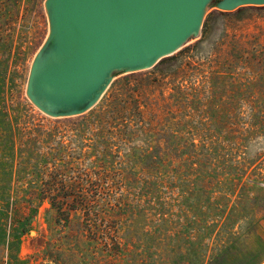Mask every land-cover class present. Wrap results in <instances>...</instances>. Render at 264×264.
I'll return each mask as SVG.
<instances>
[{
	"label": "rangeland",
	"instance_id": "obj_1",
	"mask_svg": "<svg viewBox=\"0 0 264 264\" xmlns=\"http://www.w3.org/2000/svg\"><path fill=\"white\" fill-rule=\"evenodd\" d=\"M44 1L0 0V264H264V5L213 0L176 52L51 117L25 93ZM63 180L97 184L95 215L34 198Z\"/></svg>",
	"mask_w": 264,
	"mask_h": 264
},
{
	"label": "water",
	"instance_id": "obj_2",
	"mask_svg": "<svg viewBox=\"0 0 264 264\" xmlns=\"http://www.w3.org/2000/svg\"><path fill=\"white\" fill-rule=\"evenodd\" d=\"M213 0H45L48 34L25 93L51 117L93 107L114 75L153 67L201 30ZM231 11L264 0H218Z\"/></svg>",
	"mask_w": 264,
	"mask_h": 264
},
{
	"label": "trees",
	"instance_id": "obj_3",
	"mask_svg": "<svg viewBox=\"0 0 264 264\" xmlns=\"http://www.w3.org/2000/svg\"><path fill=\"white\" fill-rule=\"evenodd\" d=\"M217 1L218 0H216V2ZM86 128L87 127L79 128L77 131L79 132L82 130L85 131ZM50 135L52 134H49V138L51 137ZM150 155L151 154H149L147 158H151ZM66 169L69 170L70 168L67 167ZM81 185H85L86 187L85 189H83V191L82 190L80 191ZM96 186L86 185L80 182H64V180L56 181L55 183L47 182L44 184L43 187H39V191L34 192V198H40L41 202L47 200V203L50 206L47 212L54 210V212L57 214V220L58 221L64 220L65 223L68 224L72 221L71 218L74 216H78L81 214L82 216L90 217L91 214L95 215V211H93L92 207H90V203L93 202L94 199L88 198L89 196H87L86 192L87 190L90 192L92 191L91 194L93 196L94 194L97 193ZM55 192L60 193L61 195L56 196L54 194ZM27 202L32 204L33 200L30 199L26 200L25 201L26 205ZM36 210L37 207H29L28 215L24 216V220L20 224L19 228L21 231H25L27 227H29V225H32V223H30L32 221L31 218L32 216H34V212H36ZM84 219L85 218L81 219V223L86 224L84 226H92V223L90 222L85 223ZM87 220L90 221V219Z\"/></svg>",
	"mask_w": 264,
	"mask_h": 264
}]
</instances>
